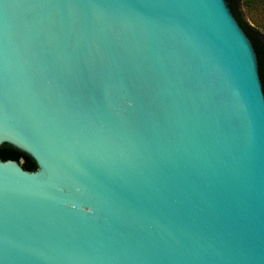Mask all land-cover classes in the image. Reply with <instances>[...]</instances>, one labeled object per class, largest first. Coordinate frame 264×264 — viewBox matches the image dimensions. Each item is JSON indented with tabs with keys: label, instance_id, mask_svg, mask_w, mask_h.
<instances>
[{
	"label": "water",
	"instance_id": "95a60500",
	"mask_svg": "<svg viewBox=\"0 0 264 264\" xmlns=\"http://www.w3.org/2000/svg\"><path fill=\"white\" fill-rule=\"evenodd\" d=\"M0 264H264V93L226 0H0Z\"/></svg>",
	"mask_w": 264,
	"mask_h": 264
},
{
	"label": "trees",
	"instance_id": "16d2710c",
	"mask_svg": "<svg viewBox=\"0 0 264 264\" xmlns=\"http://www.w3.org/2000/svg\"><path fill=\"white\" fill-rule=\"evenodd\" d=\"M233 16L238 21L241 28L244 30L248 38L251 40L255 49L258 61V73L264 93V34L257 28L251 26L246 19V11H259L264 13V0H226ZM0 159L2 161L12 160L19 162L24 160L22 168L25 171L33 172L36 170V164L27 156L13 150L11 148L3 147L0 149Z\"/></svg>",
	"mask_w": 264,
	"mask_h": 264
},
{
	"label": "rangeland",
	"instance_id": "374dc122",
	"mask_svg": "<svg viewBox=\"0 0 264 264\" xmlns=\"http://www.w3.org/2000/svg\"><path fill=\"white\" fill-rule=\"evenodd\" d=\"M246 19L251 26L257 28L262 34H264V13L259 11H246Z\"/></svg>",
	"mask_w": 264,
	"mask_h": 264
}]
</instances>
